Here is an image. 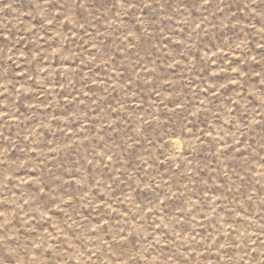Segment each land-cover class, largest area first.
<instances>
[{
    "label": "rangeland",
    "instance_id": "1",
    "mask_svg": "<svg viewBox=\"0 0 264 264\" xmlns=\"http://www.w3.org/2000/svg\"><path fill=\"white\" fill-rule=\"evenodd\" d=\"M0 264H264V0H0Z\"/></svg>",
    "mask_w": 264,
    "mask_h": 264
}]
</instances>
